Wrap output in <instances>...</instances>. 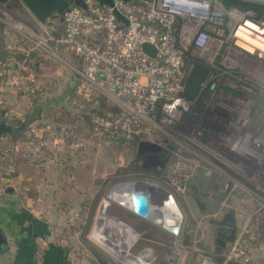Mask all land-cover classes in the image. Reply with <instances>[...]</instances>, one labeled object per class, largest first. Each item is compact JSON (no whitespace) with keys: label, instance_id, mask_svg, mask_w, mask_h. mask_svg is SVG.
Instances as JSON below:
<instances>
[{"label":"built area","instance_id":"1","mask_svg":"<svg viewBox=\"0 0 264 264\" xmlns=\"http://www.w3.org/2000/svg\"><path fill=\"white\" fill-rule=\"evenodd\" d=\"M83 4L70 6L59 27L49 19L38 34H20L18 48L0 58V91L41 62L60 60L57 49L75 55L81 93L101 94L115 109L92 118L95 133L158 146L167 185L182 199L189 181L205 173L220 195L211 217L232 211L241 218L221 263L203 253L194 264H251L264 242V17L222 0ZM0 24L10 26L5 14ZM196 65L207 73L190 98Z\"/></svg>","mask_w":264,"mask_h":264},{"label":"rangeland","instance_id":"2","mask_svg":"<svg viewBox=\"0 0 264 264\" xmlns=\"http://www.w3.org/2000/svg\"><path fill=\"white\" fill-rule=\"evenodd\" d=\"M2 14L10 21V26H7V29L4 27V31L11 40H21L23 37L20 34L26 35L25 32H41V24H37L30 17L21 0H0V15ZM58 21L57 18H50V24H57L59 27ZM14 44L18 48V43ZM12 46L13 44L11 48ZM56 55L60 60L41 62L38 78H32L36 81L33 83L38 85V92L33 90L35 85L29 86L28 91L32 90V94H35L34 100L37 99L38 107H41L38 116V144L43 147L38 148V178L47 177L50 169L58 166H62L64 170L68 169L71 173L74 165L77 170L81 166L80 173L77 174L80 180H83L85 174L88 176L87 180L85 179L86 190L77 188L72 191L60 184L57 187L55 185L51 191L54 194L52 200L56 201V204L52 206L48 223L52 231V241L58 248H65L62 252L67 258L66 264H99L95 256L107 264H130L121 257L128 249L127 242L131 244L132 239L127 241V235L122 237L115 222L127 226L131 236L138 235L137 239L134 238L132 247L128 249L132 255L145 259L138 264L172 263V260L165 258L167 244L171 243L175 248H169V256L177 257L179 264H194L197 254L212 252L218 248L220 243H215L216 229L208 221L201 222L196 217L191 220L188 211L192 208L193 213H197L196 200H206V191L218 197L217 189H212L214 181L208 180L205 173L198 172L195 177L200 182L195 187L197 190L188 189L182 199L167 185L164 174L160 178L161 175L155 172H133L134 166L140 164L136 162L139 138L121 137L114 140L95 133L91 126L92 118L111 114L112 103L101 94L81 93L80 78L74 72L80 60L65 49H57ZM53 126L56 128L55 137ZM39 150H42L43 154L39 153ZM58 150L64 152L63 156L55 154ZM72 151H75V154L83 153L84 161L82 162L83 158L80 156H72L71 160L69 154ZM82 170L84 173H81ZM62 179L63 184L68 182V176H61L59 182ZM136 181L152 182L173 197L181 215L177 234L168 232L165 226L154 221L139 217L109 197L115 187ZM56 182L59 183L58 180ZM208 182L212 184V188L207 186ZM43 191L44 189L40 190V193L43 194ZM48 191L49 189H46V192ZM95 196L97 200L90 203L88 198ZM159 208L162 218L170 216L166 208ZM102 218L110 223H100ZM117 242H120V245H117Z\"/></svg>","mask_w":264,"mask_h":264},{"label":"crops","instance_id":"3","mask_svg":"<svg viewBox=\"0 0 264 264\" xmlns=\"http://www.w3.org/2000/svg\"><path fill=\"white\" fill-rule=\"evenodd\" d=\"M30 17L34 19L31 15ZM0 25H2L0 28V58L7 59L13 54L11 45H14L17 40H11L6 36L5 26ZM32 57L34 56L32 55ZM34 62L38 67L36 59ZM32 78H38V68L31 77L9 81L1 89L0 94V110L3 111V115L0 116V124L5 126V129L0 131V235L3 240L0 245V264H66L67 258L62 252L65 248H58L52 241V231L48 223L52 206L56 204V201L52 200L54 194L51 191L55 185L57 187L60 184L72 191L77 188L84 190L86 188L85 179L87 180L88 176L85 174L84 178L82 177L83 180H80L81 178L77 174L80 173L81 166L77 170V166L74 165L72 166L74 170L71 173L68 169L64 170L62 166H58L57 168L52 167L47 177L38 178V148L43 146L38 144V100L36 99L38 96L36 95V100H34L35 94H32V90L28 91L29 86L35 85L33 90L38 92V85L34 84L36 81H33ZM32 115L35 118L27 121V117ZM52 131L53 136H57L54 126ZM39 153L43 154V151L39 150ZM55 154L63 156L64 152L58 150ZM69 155L71 160L72 156H80L83 158L82 162L85 159L83 153L75 154V151H72ZM73 161L75 162V160ZM81 173L84 171L82 170ZM61 176H68V182L65 181L66 183L63 184V179L59 182ZM195 177L188 186L189 190H197L195 187L200 182ZM56 180H58V184ZM208 180L213 179L208 177ZM206 184L208 187L212 186L209 182ZM42 189H44L43 194L46 189H49L45 196L40 193ZM97 189L99 190V188ZM212 189L214 190V185ZM205 195L206 200H201V202L196 200L198 208L196 214L193 213L192 208L187 206L189 218L192 220L196 217L201 222L208 221L217 231L218 225L214 223L216 219L211 216L218 207L220 195L216 197L209 191H206ZM95 200H97V196L88 198L90 203H94ZM242 201L235 198L233 204L240 205ZM235 220L239 224L241 218L237 215ZM119 225L123 234L127 235L128 227L121 223ZM133 236L135 237L132 235L131 239ZM225 244V246L220 244L218 248L208 253L214 259L219 258V255L229 246L228 243ZM170 249L172 250V248ZM169 251L167 248L165 254L167 260L170 259ZM251 264H264V242L258 244L255 249L254 260Z\"/></svg>","mask_w":264,"mask_h":264},{"label":"water","instance_id":"4","mask_svg":"<svg viewBox=\"0 0 264 264\" xmlns=\"http://www.w3.org/2000/svg\"><path fill=\"white\" fill-rule=\"evenodd\" d=\"M22 4L26 7L29 14L34 18V20L43 25L50 18H57L61 20L62 14L69 9L70 6L85 8L83 0H21ZM100 4L111 5L112 0H96ZM127 1V0H124ZM142 48L145 52L154 55V53L149 52L150 46L148 44H143ZM207 73V68L202 65H196L191 77L189 79L187 87V95L193 98L199 88L200 83L203 81ZM3 115V111L0 110V116ZM5 129L3 124H0V131ZM138 153L146 152L148 153L142 162L143 168H159L162 166V155L160 156V148L149 142L140 141L137 145ZM190 183V181H189ZM125 185L133 187L134 196L137 199L135 207L130 209L132 212L136 213L139 217L151 220L148 216L151 206L156 207V203L168 200L173 203L175 202L173 197L165 190L158 187L152 182H130ZM163 192V193H162ZM162 193V194H161ZM110 197V195H109ZM110 205V204H109ZM108 208L106 210L107 215ZM214 223L218 225L217 239L216 243L225 244L226 242H231L234 238L236 220L234 213L232 211L224 213L219 220H214ZM122 224V223H121ZM124 225V224H122ZM178 233L175 231V234ZM2 238L0 235V245L2 243ZM126 257L131 260L136 258L129 252H126ZM124 260V259H123Z\"/></svg>","mask_w":264,"mask_h":264},{"label":"bare ground","instance_id":"5","mask_svg":"<svg viewBox=\"0 0 264 264\" xmlns=\"http://www.w3.org/2000/svg\"><path fill=\"white\" fill-rule=\"evenodd\" d=\"M134 190L135 189L133 187L129 186V185H125V184L119 185V186L115 187V189L110 193V198L117 200L118 203L122 204L124 207H127L128 209H132L133 210V208L135 207L136 202H137V199L134 196ZM159 207H163L164 210L166 208V210H168V214L170 216L168 218H162V216H161L162 212L158 211V209H160ZM148 215H149L148 217L151 219V221H154V222H156V223H158V224H160L162 226H165L166 230L168 232H170V233H172L174 235H175V231L177 232L178 227H179V223H180L181 215H180V212H179L178 208L173 203L169 202L168 200H166V201H161L160 200L158 203H156V207L155 206H151ZM108 222H109V220H106L104 218H102L100 220V223H102V224H108ZM115 224L119 227V231L121 233V236L124 235L123 234V230H121V227H120L119 223L115 222ZM129 232H130V229L127 230L128 240H130L132 238V236H131V234H129ZM125 233H126V231H125ZM115 235L117 236V234H115ZM167 248H173L174 249L175 247L171 243V244H167ZM126 252H128V251H126ZM126 252H125L124 256L121 257V258H122V260L124 259L123 261H125L127 263L138 264V263H140L141 261L144 260L140 256H135L136 258H134L133 260H131L130 258L128 259L126 257ZM170 259L174 262L173 264H179V262H180L177 257H170Z\"/></svg>","mask_w":264,"mask_h":264},{"label":"trees","instance_id":"6","mask_svg":"<svg viewBox=\"0 0 264 264\" xmlns=\"http://www.w3.org/2000/svg\"><path fill=\"white\" fill-rule=\"evenodd\" d=\"M223 4L225 7H236L239 8L241 10H251L252 12H254L258 17H264V5L259 4V3H255V2H249V1H243V0H222ZM2 27V25H0V28ZM41 107H38V116L40 113ZM112 110V109H111ZM115 111V109L113 108V110L111 111V113H113ZM35 116H29L27 117V121H31L32 119H34ZM141 170V167L139 165H135L133 168V172H138ZM98 261L99 264H107L106 261L102 260L101 258H99L98 256H95ZM215 261L217 263H221V259L219 258H215ZM228 264H236V263H228Z\"/></svg>","mask_w":264,"mask_h":264},{"label":"flooded vegetation","instance_id":"7","mask_svg":"<svg viewBox=\"0 0 264 264\" xmlns=\"http://www.w3.org/2000/svg\"><path fill=\"white\" fill-rule=\"evenodd\" d=\"M148 153H146V152H143V153H138V151H137V160H136V162H140V164H139V166L141 167V170L139 171L140 173H143V174H146V173H151V172H155V173H159L161 176H160V178L162 177V174H163V169H162V166H160L159 168H143L142 167V162H143V160H144V158L146 157V155H147ZM159 155L161 156V155H163L161 152L159 153ZM104 227V226H103ZM103 227H102V229H101V231L103 232ZM217 231H218V228H217ZM217 231H216V234H217ZM106 237V236H105ZM136 237H138V235L137 236H135V237H133V239H132V241L130 242L131 244H132V242L134 241L135 242V240H134V238H136ZM107 238V237H106ZM108 239V238H107ZM137 239V238H136ZM110 241V240H109ZM113 243V242H112ZM117 243H119V245H120V242H117ZM227 243V242H226ZM131 244H128L127 243V248L129 249V248H131L132 246H131ZM121 247V246H120ZM128 249H127V251H128Z\"/></svg>","mask_w":264,"mask_h":264}]
</instances>
